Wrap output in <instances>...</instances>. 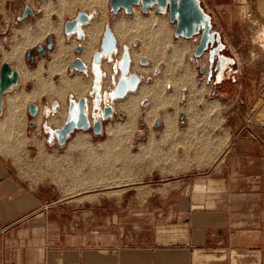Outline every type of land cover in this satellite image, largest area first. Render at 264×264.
I'll list each match as a JSON object with an SVG mask.
<instances>
[{
	"label": "rangeland",
	"instance_id": "obj_1",
	"mask_svg": "<svg viewBox=\"0 0 264 264\" xmlns=\"http://www.w3.org/2000/svg\"><path fill=\"white\" fill-rule=\"evenodd\" d=\"M68 1L0 0V63L5 61L14 67L5 55L17 42L23 41L22 48L20 47L23 67L28 72L36 69L38 73L37 84L33 78L22 80L21 70L17 69L19 75L17 85L1 95L0 122L4 119L7 96L23 91L29 92L35 87L33 85L39 86L47 82L56 89L60 86V75L65 78L77 77L84 81L89 79L87 72L54 67L62 62L67 64L71 55H77L74 47L80 46L85 40L84 38L76 40L72 35L64 36L62 21L73 17L74 12L80 9L91 13L90 11L96 8L90 3L83 9L76 3L67 5ZM103 1L106 18L103 19L100 29L103 30L104 25L113 29L115 25L116 31L114 30L113 33L119 40L117 46L128 45L130 51L139 54L137 59L139 68L148 69L145 74L142 71L137 73L138 84L149 86L154 83L156 77H169L159 79L154 86L160 97L156 108L160 115H157L149 127L143 119L145 111L149 108L148 99L146 96H137V90L129 91L123 97L112 101L113 113L102 121L100 134L93 135L90 128L74 129L65 141L66 148L58 147L55 139L46 141V132L40 128V124L46 123L51 116V114H43L42 109L49 106L47 109L51 112L50 102L56 101L59 104L60 98L64 96L65 99L66 95L69 97L73 91L67 88L61 97L47 96L43 93L34 101H25V105H19L12 116L8 109V118L5 119L6 123L3 122L8 126L0 128V154L9 158L24 178L35 181L45 180L49 176L59 190L68 194L121 189L120 197L133 198L136 209H143L148 204L166 206L168 200L160 197L158 195L160 192L164 193L168 188L181 186L180 181L193 180L204 177L212 171H219L231 143L243 145L248 158L256 160L255 168L260 163H264L262 152L264 151V35H262L264 0H198L203 12L210 19V29L218 34V43L221 46L218 53L227 59L218 79H214L217 74L216 60L209 65L206 51L197 58L192 56L197 35L193 39L174 37L173 25L167 21L166 13L158 15L151 10L153 13L151 15L142 14L139 7L134 6V10L130 13L119 10L112 14L107 0ZM24 5L30 6L33 11L39 9L40 12L16 21ZM44 5L48 6L49 12L46 14L43 12ZM152 15L163 20L165 33L169 31L165 36L158 35L159 32L152 36V30L147 31L145 37L141 34L145 31V26L141 23L142 19ZM42 19L46 21L45 24L40 29L36 28ZM117 25H120L123 35L117 33ZM36 29H39L36 35L38 38L36 37L34 45H31V40L26 41L28 39L24 37V32ZM100 29L95 32V48L100 42L102 34ZM47 35L52 37L53 45L42 55L36 52L35 48L37 45L45 46ZM59 38L68 45V49L61 51L62 53L56 46ZM142 39L147 43L155 44L154 48H158L156 53L159 60L157 59L156 66H152L151 57L144 54L146 48L145 44H142L144 42ZM176 44H185L187 48L179 50L180 53L176 52L172 48V45ZM29 48L33 50V58L26 61L25 54ZM178 55L179 57L181 55L180 59ZM140 58L145 59L146 63L142 64L144 66L140 65ZM39 64L40 68H38ZM200 66L202 72H199ZM116 80L115 77L113 82L115 83ZM174 86L177 88L175 89ZM86 98L92 102L89 93L86 94ZM131 98L138 113L132 122H128L126 111L117 107ZM29 102L36 105L38 116L28 115L26 105ZM164 112L172 117V129L174 127L175 130L162 133L164 120L161 114ZM119 113L121 116H118ZM179 113L182 114L181 119L178 118ZM156 121L159 122L158 126H155ZM29 122L32 123L31 126ZM50 126L55 128L52 124ZM36 129L38 135L35 133ZM36 145H44V149L38 154L33 149ZM261 153L262 159H260ZM47 158L51 160L49 163ZM262 181L264 182L263 179ZM123 188H126V191L122 194ZM126 198L120 200V204ZM153 216L151 222L163 220L158 218L157 213ZM165 216L166 214H162V218ZM145 224L142 219L135 222L139 227Z\"/></svg>",
	"mask_w": 264,
	"mask_h": 264
},
{
	"label": "crops",
	"instance_id": "obj_2",
	"mask_svg": "<svg viewBox=\"0 0 264 264\" xmlns=\"http://www.w3.org/2000/svg\"><path fill=\"white\" fill-rule=\"evenodd\" d=\"M78 1L69 0L67 5L80 6ZM44 6L46 14L48 6ZM90 12L96 15L98 11L96 8ZM89 26L81 27L85 40L77 55H71L67 64L54 66L68 68L76 56L87 57L88 61L81 60L88 66L89 79L72 77L69 81L61 76L62 83L58 84L67 82L64 93L79 82L83 84L82 91L91 94V55L100 50L99 45L89 51L84 48ZM114 27H110L112 32ZM70 35L76 39L75 34ZM121 54L122 45L100 66L106 63L110 75ZM34 71L37 70H32L33 74ZM112 76L108 83L101 73L100 83L107 92L113 89ZM71 89L75 98L77 91ZM9 97L0 128L8 126L5 119ZM68 98L66 95L65 100ZM48 107L42 109L43 114H51ZM65 145L62 146L66 148ZM33 149L38 154L44 145ZM245 151L243 145L229 144L219 171L180 181L181 186L158 194L167 198L166 206L148 204L143 209H136L130 196L120 197L121 189L68 194L59 190L49 176L35 181L24 178L12 161L0 154V264H264V163L255 168L256 160L248 158ZM125 191L123 188L121 193ZM154 213L163 220L151 222ZM162 214L166 216L162 218ZM140 219L146 222L141 227L135 225Z\"/></svg>",
	"mask_w": 264,
	"mask_h": 264
},
{
	"label": "water",
	"instance_id": "obj_3",
	"mask_svg": "<svg viewBox=\"0 0 264 264\" xmlns=\"http://www.w3.org/2000/svg\"><path fill=\"white\" fill-rule=\"evenodd\" d=\"M107 5L112 14H115L119 10H123L125 13H130L133 6H138L142 14H145L148 9L153 8L155 13L165 12L167 15V21L173 24L172 34L174 37L191 38L197 35V43L192 51V56L197 58L205 51L207 52V61L211 65L215 55L218 53V34L210 29L209 17L203 12L199 5L198 0H107ZM40 10L35 11L28 5L23 6L19 16L16 17V21H21L27 16H33L34 13H39ZM88 15L84 11H77L73 18L66 20L62 24L63 34L65 36L75 33L76 39H80L83 36V31L80 25L88 22ZM53 45L52 37L46 36L45 46L37 45L36 52L45 53L46 49H51ZM116 42L115 38L108 25H104L100 43V52H93L91 55L90 69L95 70L96 74L93 75L92 81H98V64L100 57H105L112 52H115ZM80 46L74 47V52L80 51ZM33 58V50H26L25 59L30 61ZM139 62L145 64L144 58H140ZM129 56L126 45H122L121 62H119V76L113 86L111 95L114 98L123 97L126 92L136 90L139 83V77L135 73H128ZM210 69V66H208ZM217 67V66H216ZM68 70H76L79 72H86L87 66L82 62L79 57H75L68 65ZM199 72H202V67H199ZM18 71L10 64L3 61L0 63V110H1V95L10 88L17 85ZM91 93H95V86L92 85L90 89ZM70 97V96H69ZM99 101L97 94L94 96ZM85 97L77 99L74 107L73 99H68L66 107V115L63 124L58 128H50L43 125V129L46 132V141L50 142L55 139L58 146H62L67 140L68 135L74 130H87L91 129L93 135H98L102 131V121L112 115L113 111L110 106H104L101 111V116L94 119L91 124L88 123L85 108ZM57 106L56 101L50 102V107L53 109ZM27 113L29 116H34L37 111V107L34 103L29 102L26 105ZM121 116V113L118 114ZM178 118H182V114H178ZM32 123L29 122V126ZM159 122H155V126H158ZM47 129V131H46Z\"/></svg>",
	"mask_w": 264,
	"mask_h": 264
},
{
	"label": "bare ground",
	"instance_id": "obj_4",
	"mask_svg": "<svg viewBox=\"0 0 264 264\" xmlns=\"http://www.w3.org/2000/svg\"><path fill=\"white\" fill-rule=\"evenodd\" d=\"M94 4L95 6H96V8H98L97 10H98V12H97V14L96 15H94L93 13H95V11L93 12V13H89V14H87L88 15V22L87 23H85V24H82V25H80V24H78L79 26H80V28L82 27V26H84V25H86V24H88L89 22H90V20H91V24H89L90 26H89V28H87V30H86V32H87V35H88V39H87V42H85V44H84V48L86 49V50H88L89 51V49L91 50V48L95 45L94 44V38H95V32H96V30L99 28L100 29V27H101V24H102V22H103V19H105L106 17H105V15H106V9L104 8V6H103V4L105 3L103 0H91V1H89V0H79V4H80V6L81 7H83V9H84V6L86 7V6H88L89 4ZM95 8V9H96ZM134 10V6L132 7V10L131 11H133ZM151 10H153V8H150V9H148L147 10V12L145 13V14H148L149 13V15H151ZM153 14V13H152ZM156 14H158V15H161V14H165V12H162V13H156ZM158 17V16H157ZM45 19V18H44ZM44 19H42V20H40L39 22H38V27H36V28H41V26H43L44 24H45V20ZM137 19V18H136ZM137 20H139V19H137ZM139 21H141V20H139ZM209 22H210V19H209ZM135 23V22H134ZM141 23H143V25L145 26V33L144 32H142L141 34L144 36H146L147 35V31H151V33H152V36H154L156 33H158V35L159 34H162L163 36H165V34L167 33V32H169V31H166V33H165V28H164V24H163V20L162 19H159V18H156L155 16H150V17H148V18H143L142 19V22ZM140 23V24H141ZM123 25V24H122ZM173 25V24H172ZM130 26V25H129ZM139 26V25H138ZM117 33L119 34V33H121L122 35H123V30L121 31L120 29L121 28H119L120 27V25L118 26L117 25ZM137 27V26H136ZM123 28V27H122ZM39 29H36V30H32V31H30V32H24V34H25V36L24 37H26L28 40H26V41H29V40H31L30 41V44L32 45L36 40V37L38 38V36H36L37 35V31L39 30ZM116 29V26H115V28H114V30ZM81 30H82V28H81ZM101 30V29H100ZM110 30H111V28H110ZM56 31V30H55ZM54 31V32H55ZM83 31V30H82ZM102 31V30H101ZM116 31V30H115ZM40 32V31H39ZM111 32H112V30H111ZM126 32H127V30H126ZM58 33V32H57ZM97 33V32H96ZM101 33V32H100ZM133 33V32H132ZM154 33V34H153ZM72 34H75V33H72ZM112 34H113V32H112ZM170 34V33H169ZM121 35V36H122ZM125 35H126V33H125ZM132 35V34H131ZM149 35H150V33H149ZM262 35H264V28H263V30H262ZM83 36H84V32H83ZM83 36H82V38H83ZM113 36H114V34H113ZM118 36H120V35H118ZM142 36V37H143ZM144 36V37H145ZM151 36V35H150ZM149 36V38H151ZM126 37V36H125ZM143 37V38H144ZM193 37H195V36H192L191 37V39H193ZM114 38H115V36H114ZM122 38V37H121ZM130 38V37H129ZM132 38H133V36H132ZM148 37H146V39H147ZM153 38V37H152ZM156 38V37H155ZM157 38H158V36H157ZM156 38V39H157ZM159 38H161L160 36H159ZM62 39V38H61ZM60 38H59V40H58V43H57V48L58 49H60V50H58L59 52H61V51H64V50H66L68 47L64 44V42L62 41H60L61 40ZM81 39V38H80ZM134 39V38H133ZM169 39V38H168ZM21 40V39H20ZM39 40V39H38ZM142 40H144V39H142ZM151 40V39H150ZM158 40V39H157ZM157 40H155V41H157ZM165 40H166V38H165ZM152 41V40H151ZM161 41V40H160ZM23 42V41H22ZM22 42H17L16 43V45L11 49V51L9 52V53H7L6 55H5V58L8 60V61H10V62H12V64H13V68H15L16 70L17 69H20L21 70V74H22V80H27V79H29V78H34L33 76H35V79L37 78L36 76H37V72L36 71H34L35 72V74H33V72L31 71V72H28L23 66V62H22V50H21V48H22ZM115 42H116V48H115V52H112L111 54H108L107 56H105V57H100V61H99V64H98V81L97 82H94L93 83V85L95 86V93H91L90 94V96H91V100H92V102H90V101H88V99L86 98V96H85V93L87 94V92L88 91H86V92H84V91H82V90H84L83 89V84L82 83H79V82H75L73 85H71L76 91H77V93L75 92V98H74V96H72L71 95V97L73 98V103H74V107H75V103H76V101H77V99L78 98H80V97H85L86 98V102H85V108H84V113L86 114V117H87V121H88V123L89 124H91V122L94 120V119H96V118H99L100 116H101V111H102V108L104 107V106H110L111 107V109H113V105H112V101L113 100H117V98H114V96L113 95H111V92H107V90L104 88V86H103V84L102 83H100V81H101V73L104 75V79H106V81H108V83L110 82V76L111 75H113L112 76V81H111V83H112V85L114 86L115 85V83L113 82L114 80H115V76L118 74V76H119V69H120V66H119V63L118 62H121V59L119 60V61H116L115 63H114V68H113V72L112 71H110V75L108 74V70H107V65H105L106 63H104V65H103V67L102 66H100L101 65V62H102V60H106L108 57H110L112 54H116L117 53V41H116V38H115ZM126 42V41H125ZM163 42V41H162ZM161 42V43H162ZM27 43V42H26ZM141 43V42H140ZM157 43V42H156ZM166 43V42H165ZM142 44L144 45L145 44V51H144V54H148L150 57H151V60H152V63H151V65L152 66H154L155 64H156V61H157V59H158V57H157V49L156 48H154L155 46V44L153 45V44H151V43H147V41L146 40H144V42H142ZM148 44H150V46H148ZM158 44H159V41H158ZM218 44V49H220V44L218 43V41H217V43L216 44H213L212 46H216ZM34 45V44H33ZM143 45H140V46H142L143 47ZM161 45V44H160ZM188 45V44H187ZM264 46V45H263ZM21 47V48H20ZM127 47V51H128V56H129V64H128V73H135L136 75H137V73H139V71H142L144 74L146 73V71L148 70V69H143V68H139V66L137 65V59H138V55L139 54H135L134 52H133V50L132 51H130V49H129V47L128 46H126ZM160 47V46H159ZM144 48V47H143ZM142 48V50H144ZM172 48H173V50L174 51H176V52H179V50H185L187 47H186V45L185 44H179V45H172ZM161 49V48H160ZM141 50V51H142ZM88 51H86V52H88ZM139 51V50H138ZM188 51V50H187ZM140 52V51H139ZM162 52V51H161ZM164 52H165V50H164ZM62 53V52H61ZM140 53H142V52H140ZM166 53V52H165ZM175 53V52H174ZM180 53V52H179ZM185 53V52H184ZM205 53H207V52H205ZM67 54V53H66ZM176 54V53H175ZM182 54V53H181ZM188 54V53H187ZM90 55V53L87 55V56H89ZM159 55V54H158ZM162 55V54H161ZM174 55V54H173ZM165 56V55H164ZM56 57V56H55ZM58 57V56H57ZM120 57V56H119ZM137 57V58H136ZM148 57V56H147ZM174 57H176V56H174ZM178 57H179V55H178ZM180 57H181V55H180ZM180 57L178 58V59H180ZM82 58H87L85 55H83L82 56ZM81 58V59H82ZM131 58H132V62H131ZM163 58V57H162ZM215 58L216 59H214L213 60V62H215V60H216V68H217V79H218V77L220 76L219 74L221 73V71H222V68H223V66L227 63V59L224 57V56H222V55H220L219 53H217L216 55H215ZM178 59H177V61H178ZM182 59H183V57H182ZM90 60V59H89ZM159 60V59H158ZM175 60H176V58H175ZM229 60V59H228ZM86 61H88L87 59H86ZM85 61V62H86ZM166 61V60H165ZM182 62V61H181ZM195 62H197V61H195ZM229 62V61H228ZM118 63V64H117ZM140 63V62H139ZM178 63V62H177ZM171 64V63H170ZM181 64V63H180ZM141 66H144V65H142V63L140 64ZM166 65V64H165ZM156 66V65H155ZM88 67V66H87ZM38 68H40V67H38ZM174 68V67H173ZM182 68V67H181ZM90 70V72H91V74H92V76L94 75V74H96V71L95 70H91V69H89ZM166 70V69H165ZM176 70V69H175ZM42 71V70H41ZM88 71V69L86 70V72ZM102 71V72H101ZM178 71V70H177ZM186 71V70H185ZM53 72V71H52ZM142 73V74H143ZM155 73V72H154ZM184 73V72H183ZM139 75V74H138ZM137 75V76H138ZM140 75H141V73H140ZM167 75V74H166ZM216 75L214 76L215 78L214 79H216ZM59 76V75H58ZM109 76V77H108ZM170 76V75H169ZM172 76V75H171ZM181 76H182V74H181ZM139 77V76H138ZM163 77V76H162ZM165 77H168V76H165ZM164 77V78H165ZM187 77V76H186ZM60 78H61V75H60ZM65 78V77H64ZM74 78V77H73ZM164 78H161V77H156L155 78V81H154V83L153 84H151V85H149V86H145V85H143V86H139V84H138V86L136 87V90H137V96H139V97H145L146 96V98L148 99V101H149V108L145 111V115H144V118L143 119H145L146 120V122H147V124L149 125V127H150V124L154 121V119L157 117V115H160V114H158L159 112L156 110V108H157V105H158V103H159V99H160V97L157 95V93H156V91L157 90H155L154 88V86H156L155 84L158 82V80L159 79H164ZM169 78V77H168ZM188 78V77H187ZM187 78H186V81L188 82V80H187ZM190 78V77H189ZM66 79V78H65ZM71 79V78H70ZM185 79V78H184ZM37 80V79H36ZM35 80V81H36ZM61 80H62V78H61ZM61 80H59V81H61ZM68 80H69V78H68ZM169 80V79H168ZM177 80V79H176ZM180 80V79H179ZM38 81H39V78H38ZM70 81V80H69ZM102 81H104V80H102ZM165 81V80H164ZM167 81V80H166ZM171 81H172V78H171ZM178 81V80H177ZM176 81V82H177ZM182 81H184V80H182ZM186 81H185V83H186ZM43 82H46V81H43ZM74 82V81H73ZM72 82V83H73ZM162 82V81H161ZM174 82V81H173ZM172 82V83H173ZM218 82V81H217ZM36 83H37V81H36ZM60 83H62V82H60ZM63 83L64 84H66L64 81H63ZM86 83V82H85ZM107 83V82H106ZM159 83H160V81H159ZM181 83V82H180ZM38 84V83H37ZM40 84V83H39ZM49 82H47L46 84L44 83V84H42V85H34L35 87H33L29 92H21V93H16V94H14L13 96H10L9 97V100H8V109H9V114L12 116L13 115V113L15 112L14 110L19 106V105H25L24 104V102L25 101H34L35 99H37L38 97H40L39 95L40 94H43V93H45L47 96H49V95H51V96H62V95H64L63 93H64V89L67 87V86H65L64 84H62V85H60L58 88H54L53 89V86L51 85V84H49ZM68 84H70V83H68ZM92 84V83H91ZM178 84V83H177ZM90 85V84H89ZM158 85V84H157ZM180 85V84H179ZM182 85H184V84H182ZM187 85H188V83H187ZM190 85V84H189ZM106 86V85H105ZM161 86V85H160ZM159 86V87H160ZM178 86V85H177ZM57 87V86H56ZM71 87V88H72ZM86 87V86H85ZM108 87V86H107ZM181 87V86H180ZM70 88V89H71ZM174 88H175V86H174ZM177 88V87H176ZM175 88V89H176ZM190 88H191V86H190ZM86 89V88H85ZM88 89H89V87H88ZM192 89V88H191ZM71 90H73V89H71ZM135 90V91H136ZM189 90V89H188ZM193 90H195V89H193ZM160 91L161 90H159V93H160ZM53 92V93H52ZM73 92H74V90H73ZM129 92V91H128ZM191 92H193V91H191ZM196 92V91H195ZM202 92V91H201ZM127 93V92H126ZM194 93V92H193ZM55 94V95H54ZM95 94H97V96L99 97V101L97 102V99H95L94 98V96H95ZM192 95V94H191ZM169 96V95H168ZM200 96V95H199ZM64 97V96H63ZM60 98L61 100H59V107H58V103H57V106L56 107H54L53 109H52V111H51V109H50V111H51V114H55L53 117H52V119L49 121V124H54V125H57V126H59V124L61 125V124H63V122H64V120H65V115H66V107H67V99L65 100L64 98ZM166 97V96H165ZM165 97H163V98H165ZM171 97H173V96H171ZM170 97V98H171ZM58 98V97H57ZM136 98V100H137V97H135ZM162 98V99H163ZM50 99V98H49ZM169 99V98H168ZM144 100V99H143ZM188 100V99H187ZM134 102H135V100H134ZM169 102V101H168ZM136 103V102H135ZM162 103V102H161ZM197 103V102H196ZM164 104V103H163ZM136 105H138V104H136ZM59 109H58V108ZM163 107H165V106H163ZM118 109H122V110H125L126 111V114H127V116H128V122L129 121H133V118L136 116V114L138 113V111L136 110V108H135V106H134V103H133V100H132V98L130 99V100H126L124 103H121L120 105H118V107H117ZM159 108V107H158ZM161 108V107H160ZM159 108V109H160ZM57 109V110H56ZM192 109V108H191ZM182 110V109H181ZM14 111V112H13ZM57 111V112H56ZM184 111V110H183ZM56 112V113H55ZM161 112V111H160ZM48 113V112H47ZM186 113V112H185ZM15 115H16V113H15ZM37 115V114H36ZM10 116V117H11ZM161 116H162V118H163V120H164V125H163V129H162V133H166V131H173V130H175L174 129V127H173V129H172V123H171V121H172V117L170 116V115H168L167 113H162L161 114ZM195 116V115H194ZM12 118V117H11ZM161 118V117H160ZM191 118V117H190ZM135 120V119H134ZM175 122V121H174ZM194 124V123H193ZM53 125V126H54ZM1 126V125H0ZM56 127V126H55ZM119 127V126H118ZM118 127H115V128H118ZM194 127V126H193ZM58 128V127H57ZM189 128V127H188ZM193 129V128H192ZM112 130V129H111ZM122 130V129H121ZM130 130V129H129ZM46 131H47V129H46ZM186 131V130H185ZM188 131V130H187ZM119 132V131H118ZM192 132V131H191ZM120 133V132H119ZM169 133H171V132H169ZM174 133V132H173ZM182 133V132H181ZM178 134V133H177ZM184 134H185V132H184ZM180 135V134H179ZM166 136V135H165ZM169 137V136H168ZM171 137V136H170ZM184 137V136H183ZM151 139V138H150ZM149 139V140H150ZM177 141V140H176ZM179 141V140H178ZM151 143V142H150ZM148 146V145H147ZM145 148V147H144ZM113 160V159H112ZM121 161V160H120Z\"/></svg>",
	"mask_w": 264,
	"mask_h": 264
},
{
	"label": "built area",
	"instance_id": "obj_5",
	"mask_svg": "<svg viewBox=\"0 0 264 264\" xmlns=\"http://www.w3.org/2000/svg\"><path fill=\"white\" fill-rule=\"evenodd\" d=\"M68 99H73V98H72L71 95H70V97H69ZM45 126H46V125H45ZM44 131H45V129H44Z\"/></svg>",
	"mask_w": 264,
	"mask_h": 264
},
{
	"label": "flooded vegetation",
	"instance_id": "obj_6",
	"mask_svg": "<svg viewBox=\"0 0 264 264\" xmlns=\"http://www.w3.org/2000/svg\"><path fill=\"white\" fill-rule=\"evenodd\" d=\"M219 78V77H218ZM216 79H217V75H216Z\"/></svg>",
	"mask_w": 264,
	"mask_h": 264
}]
</instances>
